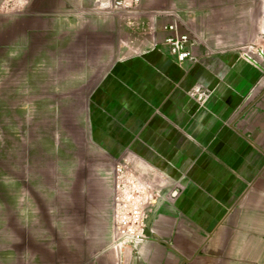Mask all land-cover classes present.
I'll use <instances>...</instances> for the list:
<instances>
[{
	"label": "crops",
	"instance_id": "crops-1",
	"mask_svg": "<svg viewBox=\"0 0 264 264\" xmlns=\"http://www.w3.org/2000/svg\"><path fill=\"white\" fill-rule=\"evenodd\" d=\"M198 2L178 13L219 51L195 43L184 63L163 42L172 17L158 0L120 14L99 13L97 0H12L16 11H0L24 44L52 31L56 47L86 46V70L101 56L91 141L110 169L129 156L162 182L150 238L112 237L76 264H264V0Z\"/></svg>",
	"mask_w": 264,
	"mask_h": 264
},
{
	"label": "rangeland",
	"instance_id": "rangeland-1",
	"mask_svg": "<svg viewBox=\"0 0 264 264\" xmlns=\"http://www.w3.org/2000/svg\"><path fill=\"white\" fill-rule=\"evenodd\" d=\"M198 1L158 0V10ZM6 25L0 18V264H76L115 237L110 161L91 141L87 110L103 59L86 70V46L56 47L52 31L24 44Z\"/></svg>",
	"mask_w": 264,
	"mask_h": 264
},
{
	"label": "built area",
	"instance_id": "built-area-1",
	"mask_svg": "<svg viewBox=\"0 0 264 264\" xmlns=\"http://www.w3.org/2000/svg\"><path fill=\"white\" fill-rule=\"evenodd\" d=\"M97 3V8L101 11L120 14L137 12L141 0H97ZM160 14L172 17V21L164 25L166 35L163 42L168 45L170 54L178 63L193 58L191 47L195 43L203 46L206 55L217 52L205 44L176 11L163 10ZM246 58L258 66L248 53ZM189 93L201 104L207 100L206 92L192 89ZM111 167V214L115 238L129 239L133 242L150 238L152 232L149 226L150 208L161 197L160 178L145 171L140 162L129 156L113 159Z\"/></svg>",
	"mask_w": 264,
	"mask_h": 264
}]
</instances>
